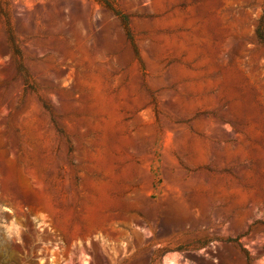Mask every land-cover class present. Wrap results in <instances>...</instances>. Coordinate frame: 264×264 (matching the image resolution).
<instances>
[{
  "label": "rangeland",
  "instance_id": "obj_1",
  "mask_svg": "<svg viewBox=\"0 0 264 264\" xmlns=\"http://www.w3.org/2000/svg\"><path fill=\"white\" fill-rule=\"evenodd\" d=\"M0 264H264V0H0Z\"/></svg>",
  "mask_w": 264,
  "mask_h": 264
}]
</instances>
